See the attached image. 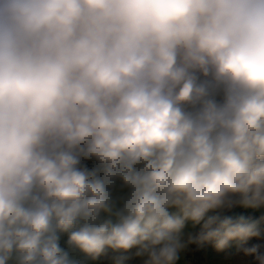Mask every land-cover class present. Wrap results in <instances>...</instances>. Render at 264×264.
<instances>
[{
  "label": "clouds",
  "instance_id": "1",
  "mask_svg": "<svg viewBox=\"0 0 264 264\" xmlns=\"http://www.w3.org/2000/svg\"><path fill=\"white\" fill-rule=\"evenodd\" d=\"M0 264H264V0H0Z\"/></svg>",
  "mask_w": 264,
  "mask_h": 264
},
{
  "label": "rangeland",
  "instance_id": "2",
  "mask_svg": "<svg viewBox=\"0 0 264 264\" xmlns=\"http://www.w3.org/2000/svg\"><path fill=\"white\" fill-rule=\"evenodd\" d=\"M256 243H259V241H255ZM236 259H239V260H245V258L244 257H237Z\"/></svg>",
  "mask_w": 264,
  "mask_h": 264
}]
</instances>
